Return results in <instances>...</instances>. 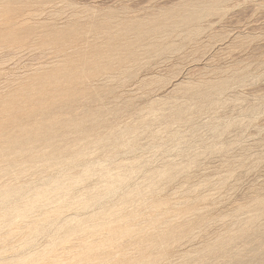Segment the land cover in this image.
I'll return each mask as SVG.
<instances>
[{"label": "rangeland", "instance_id": "rangeland-1", "mask_svg": "<svg viewBox=\"0 0 264 264\" xmlns=\"http://www.w3.org/2000/svg\"><path fill=\"white\" fill-rule=\"evenodd\" d=\"M0 219V264H264V0H0Z\"/></svg>", "mask_w": 264, "mask_h": 264}, {"label": "bare ground", "instance_id": "bare-ground-1", "mask_svg": "<svg viewBox=\"0 0 264 264\" xmlns=\"http://www.w3.org/2000/svg\"><path fill=\"white\" fill-rule=\"evenodd\" d=\"M118 179H119V178H118ZM61 184H62V183H61ZM61 186H63V185H61ZM55 188H56V187H55ZM63 189H64V188H63ZM59 191H60V190H59ZM43 194H44V193H43ZM39 196H40V195H39ZM34 197H35V196H34ZM34 197H33V198H34ZM34 199H35V198H34ZM43 199H44V198H43ZM33 201H34V200H33ZM39 201H40V200H39ZM0 220H1V219H0ZM40 223H41V222H40ZM36 232H37V231H36ZM88 246H89V245H88ZM88 246H87V247H88ZM84 248H86V246H85ZM84 248H83V249H84ZM59 253H60V252H59ZM59 253H58V254H59ZM41 255H43V253H42ZM83 256H84V255H83ZM38 257H39V256H38ZM56 257H57V256H56ZM55 259H56V258H55ZM56 261H57V260H56ZM64 261H65V260H64ZM0 262H2V261H0ZM49 262H50V261H49ZM53 262H54V261H53ZM53 262H52V263H53ZM57 262H59V261H57ZM57 262H56V263H57ZM64 263H65V262H64ZM44 264H45V263H44ZM47 264H49V263H47ZM50 264H51V262H50ZM60 264H62V263H60Z\"/></svg>", "mask_w": 264, "mask_h": 264}]
</instances>
